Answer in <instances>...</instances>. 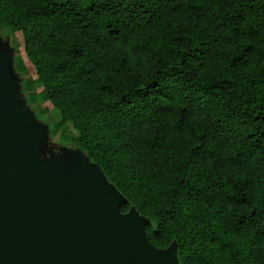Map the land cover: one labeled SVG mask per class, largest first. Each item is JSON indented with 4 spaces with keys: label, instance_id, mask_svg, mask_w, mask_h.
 Here are the masks:
<instances>
[{
    "label": "trees",
    "instance_id": "16d2710c",
    "mask_svg": "<svg viewBox=\"0 0 264 264\" xmlns=\"http://www.w3.org/2000/svg\"><path fill=\"white\" fill-rule=\"evenodd\" d=\"M0 26L23 35L13 69L36 68L21 86L37 118L154 245L264 264V0H0Z\"/></svg>",
    "mask_w": 264,
    "mask_h": 264
},
{
    "label": "water",
    "instance_id": "95a60500",
    "mask_svg": "<svg viewBox=\"0 0 264 264\" xmlns=\"http://www.w3.org/2000/svg\"><path fill=\"white\" fill-rule=\"evenodd\" d=\"M13 58L0 41V264H180L178 243L154 245L85 150L66 147L65 159L46 146Z\"/></svg>",
    "mask_w": 264,
    "mask_h": 264
},
{
    "label": "rangeland",
    "instance_id": "374dc122",
    "mask_svg": "<svg viewBox=\"0 0 264 264\" xmlns=\"http://www.w3.org/2000/svg\"><path fill=\"white\" fill-rule=\"evenodd\" d=\"M0 41L1 42L3 41L5 43V45L12 48V53L14 56L18 53H23V51H24V38H23V35L20 31H7V29L0 26ZM18 76H19V81H22L26 77L28 79L35 78L37 76L35 66L32 63H29L28 64V70H27L26 74L18 75ZM18 85H20V83ZM41 86H42L41 83L36 84L37 88H40ZM26 93H27V91L23 90L22 86H21L19 96L23 97L26 95ZM29 107L32 110L34 116H36V111L39 109V106H37V105L35 106V103L34 104L29 103ZM46 116L50 119H54V118H57L58 112H48L46 114ZM39 121L43 124H46L44 119L43 120L41 119ZM72 131H74V129H72ZM46 146L51 148V150H53L55 153L62 155L65 159H66V155H65L64 149L66 147L67 148L75 147L74 145H69V144L62 145V143H59V135L58 134H53L50 136L49 125H48V129H47V144H46ZM48 154L50 156L51 152H49ZM64 167L68 170V166L66 165V163H64Z\"/></svg>",
    "mask_w": 264,
    "mask_h": 264
}]
</instances>
